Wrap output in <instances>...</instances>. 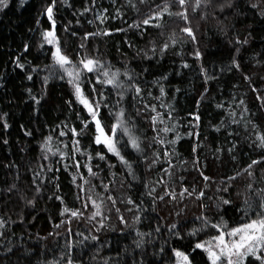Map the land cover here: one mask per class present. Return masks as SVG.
<instances>
[{
    "label": "trees",
    "instance_id": "1",
    "mask_svg": "<svg viewBox=\"0 0 264 264\" xmlns=\"http://www.w3.org/2000/svg\"><path fill=\"white\" fill-rule=\"evenodd\" d=\"M195 2L187 0L188 21L165 13L162 20L151 22L161 24L160 28L136 29L130 25L165 4L173 13L183 9L176 0H56L53 18L62 52L73 64L95 58L122 73L120 81L127 89L122 99L120 90L110 85L97 84L95 94L89 84L82 87L89 99H99L101 93L107 98V107L102 104L100 109L106 132L121 108L126 118L131 115L135 121L143 153L124 147L127 137L117 132L118 147L132 163L134 176L117 157L94 144L92 124L80 136L70 131L80 132L81 120L89 117L67 76L55 65V48L43 42L42 33L51 30L45 9L52 0L23 4L10 0L0 11V220L4 221L0 264H68L69 260L71 264H174L173 248L191 253L195 242L215 234L208 228L195 237L186 236L201 226L196 217L203 213L214 222L222 217L235 227L243 222L244 201L255 208L264 197V150L257 147V137L264 135V0H207V7L202 3L193 10ZM228 3L232 6L222 7ZM186 26L195 40L182 31ZM238 39L248 42L237 43ZM165 43L169 46L161 54ZM125 71L133 77L131 82ZM130 84L142 89L140 96ZM153 106L156 112L151 111ZM157 113L163 114L164 124H152ZM165 126L170 129L167 133L153 131ZM156 135L165 140L164 145L153 142ZM74 139L91 160L73 153ZM171 140L176 143L168 144ZM46 142L51 151L44 150ZM63 153L73 158L61 159ZM157 153L159 162L153 163ZM98 154L106 159L99 160ZM253 160L262 162L253 165L249 176L244 169ZM74 161L79 168L72 166ZM86 164L98 175L89 176ZM201 171L212 178L208 188ZM238 172L243 175L237 176ZM79 174L89 183L84 184ZM229 176L237 179L228 181ZM218 187L228 191H217ZM185 188L188 192L181 197ZM202 190L205 195L197 200ZM165 191L174 192L176 199L165 196L160 201ZM89 195L97 203L103 200V219H89L95 211ZM219 197L232 203L217 211ZM129 199L134 203L128 204ZM84 202L87 208H82ZM65 207L69 212L61 215ZM72 210L82 215L72 217ZM173 223L184 239L168 231ZM190 258L194 264H208L200 250Z\"/></svg>",
    "mask_w": 264,
    "mask_h": 264
},
{
    "label": "snow or ice",
    "instance_id": "2",
    "mask_svg": "<svg viewBox=\"0 0 264 264\" xmlns=\"http://www.w3.org/2000/svg\"><path fill=\"white\" fill-rule=\"evenodd\" d=\"M25 0H21V3L23 4ZM146 0H141V3H145ZM10 0H0V11H2L4 8H7L9 6ZM176 3L179 5L183 11L179 12H171L169 10V5L165 4L160 11H156L154 15H149L148 18L143 19L142 21L134 22L130 27L140 29L141 25L144 26H152L156 28H160L161 24H152L151 22L153 20H162L164 14H168L169 16H178L184 21H188V10L186 7L187 0H176ZM204 4L205 7H207V0H196L194 9H198L201 7V4ZM56 0H52V4L48 6L45 9V15L47 16V19L51 22V30L44 31L42 33L43 42L48 45H52L55 48V51L52 53L53 60L55 62V65H58L60 69L63 70V74L67 76L68 83L72 85L74 89V95L76 96V99L78 102L83 106V108L86 110L87 115L89 119L87 120H81V130L80 132H77L75 128L70 129L73 136H80L83 135L84 131L88 128L89 124H92L95 130V136H94V144L97 146H102L107 153H111L113 156L117 157L119 161L126 166L129 173L131 175H135L133 171L132 163L129 159H126L124 155L121 154V148L118 147V144L120 141L117 139V132L119 131L123 136L127 137V141L123 143L124 147H128L129 145L133 150L139 153H143L144 149L141 148V141L140 138L135 134L134 128H135V121L132 120L131 115H129L127 118L125 117V111L124 109H120L117 113L114 114L115 123H113L109 129L108 132L105 131L104 126L102 125L101 119H100V109L101 105L103 104L104 107H107V103H105V100L107 98L103 97V94H100V98H92L89 99L88 96L84 94L82 85L87 83L91 87V92L93 94L96 93L97 88L96 85L99 84L101 86L104 85H110L113 89L120 90L118 95L120 98H123V92L126 91L124 83L120 81V76L122 73L117 70L113 72L111 70L110 65H106L95 58H89L84 57L80 59L76 64H73V61L65 55L60 47L59 39L55 33V20L53 18V9L55 7ZM231 3H228L222 7H231ZM253 8H258L260 5L258 4H252ZM134 7V5H133ZM161 6L157 5V8L159 9ZM120 31H123V29H120ZM183 32L187 33V36L190 37L192 40H195V35L193 34V31L190 26H186L182 29ZM74 34V33H73ZM105 35H110V33L105 32ZM90 35H95L90 34ZM248 41L245 39L244 41L237 40V43H243L246 44ZM131 47V45H129ZM168 44L165 43L161 49V54L163 51H165L168 48ZM43 47V45H41ZM83 47V45H81ZM27 50V48L25 49ZM155 51V49H153ZM197 56L199 57V53H197ZM235 63V62H234ZM184 67H188L187 64L183 65ZM235 67L239 69V64L236 63ZM64 75H61L60 78L64 79ZM124 76L127 77L128 81H132L133 77L128 74L127 71L123 73ZM28 79H31V76L28 77ZM45 83L48 80V77H45ZM246 80H250L249 77H245ZM130 87L132 90L136 93L137 96H140V93L142 92V89L135 84H130ZM255 91V89H253ZM161 95H164V89L163 87L160 88ZM142 99V97H140ZM259 98V97H258ZM39 103V101H36ZM243 103V101H241ZM147 107V106H145ZM163 107V105H161ZM152 112H156L155 106L151 108ZM137 114H139V110H136ZM170 116V114H169ZM198 120L199 117H196ZM151 122L153 125H156L157 123L164 124L163 114L157 113L156 115L151 117ZM131 125V127H130ZM7 126V125H5ZM154 132L159 133L160 131H163L164 133H167L170 131L169 127L165 126L162 129L153 128ZM61 136L65 135L64 132L60 133ZM177 140L179 137L176 138ZM48 140H51V137L48 138ZM257 140L259 143L257 144V147L264 150V135H260L257 137ZM153 142L159 143L161 145L165 144V140L161 139L159 135H156L153 137ZM7 143V141H5ZM176 143V140L168 141V144L174 145ZM68 145H65V148H67ZM45 151H51V148L49 147L48 143L46 142L43 146ZM72 150L73 153H80L81 155H87L88 160H91L93 157L90 154L82 153L79 148V140H73L72 141ZM231 151V150H229ZM55 155V153H53ZM164 155L168 156L170 155L169 152L165 151ZM157 158L153 161V163L159 162V153L156 154ZM71 159L73 157L68 156L67 153H63L61 156V159ZM97 158L101 161L105 160V155L98 154ZM47 159V157H45ZM171 165V160L165 161ZM262 161L260 160H253L247 168L244 169V172H247L249 176H252L253 173L250 171L252 169L253 165L259 164ZM199 161H194V164H198ZM73 167L79 168L80 164L78 161H74ZM68 165L65 164V168H67ZM87 168V172L89 176H97L98 173L93 172L92 167L89 164H86L84 166ZM99 167V165H97ZM112 167V166H110ZM51 170V169H50ZM165 173L171 178L172 173L168 170H164ZM80 178L83 180L84 184H88L89 180L84 179L83 174H79ZM243 175V173L238 172L237 176ZM200 176L202 177L204 183V188H208L209 184L208 182L212 180V178L208 175H205L203 171L200 172ZM237 176H229L228 181H234L237 179ZM76 177H73V181L75 182ZM215 183V181H212ZM221 184L225 183L224 181L220 182ZM13 188L15 185L12 186ZM78 188L83 191L82 185H77ZM105 189H107V186H104ZM228 187H231L229 184ZM228 187H224L223 189L217 188V191H228ZM249 188H251V185H249ZM39 186L37 185V191H39ZM152 191H155L153 189ZM264 192V189L261 190ZM188 192V189L185 188L179 195L181 197L184 196V193ZM192 192H195V189L192 190ZM151 191L149 192V195H151ZM189 195H192L190 192ZM205 193L204 191H200L196 199L202 200ZM165 196L171 197L172 200L176 199V194L174 192H168L165 191L163 195H160L158 199L160 201H163L165 199ZM57 199H61L60 197H57ZM77 199H81L79 194L77 195ZM109 200L112 201V204L115 205L116 201L109 196ZM157 197H153V202L155 203V200ZM87 200L91 201L92 206L95 208L94 213L92 216L89 217V219H96L97 217H101V219L104 218L103 212L101 209V204L103 203V200H101V203H97L96 200L92 199L91 195L87 197ZM29 203H32L29 201ZM61 203H63V200L61 199ZM128 204L134 203L131 199L127 201ZM232 203L231 200L224 199L223 197L218 198V203L216 204V210L220 211L222 209V206L224 205H230ZM245 207L241 208V212L243 213V222L235 227H229L227 222L223 220L221 217L218 221L214 222L210 217L207 215H204L203 213L196 217L197 220L200 221L201 226L199 228H192L190 232L186 233V236L189 237H195L198 233L205 231L208 228H211L215 231L214 235H211L209 239L202 240L200 242H195L191 253H186L184 251L178 250L173 248L172 254L174 256V264H194V260L191 257L192 253H195L197 250H200L201 252L206 254V259L208 261V264H264V197L260 198V201L258 205L253 208L247 200L244 201ZM88 203L84 202L82 204V208H87ZM206 207V206H203ZM117 213H119V209H116ZM69 209L65 207L63 209L64 213H68ZM72 217H80L82 215V212L80 210H72L71 211ZM179 215V213H177ZM119 219L123 223H127L124 221L123 216H119ZM137 221H139V216H137ZM70 223V221H69ZM4 226V221L0 220V228ZM56 227H59V225H56ZM100 227H104L103 223L100 224ZM99 230V229H97ZM71 231V229H69ZM156 231L159 232V227L156 228ZM169 232L172 233V235L178 239L182 240L185 237L181 236V231L178 230V226L176 223H173L170 225ZM137 235H142L140 233H137ZM85 239H88L85 237ZM92 240H96L97 238L95 236L91 237ZM141 242H137V247L141 246ZM161 252L164 251L163 247L160 249ZM68 264H71V260L68 261Z\"/></svg>",
    "mask_w": 264,
    "mask_h": 264
},
{
    "label": "rangeland",
    "instance_id": "3",
    "mask_svg": "<svg viewBox=\"0 0 264 264\" xmlns=\"http://www.w3.org/2000/svg\"><path fill=\"white\" fill-rule=\"evenodd\" d=\"M102 15H100V17H101ZM50 46H52V45H50Z\"/></svg>",
    "mask_w": 264,
    "mask_h": 264
}]
</instances>
